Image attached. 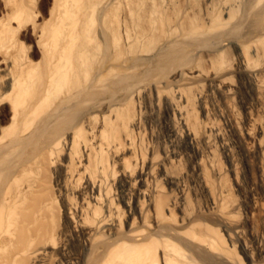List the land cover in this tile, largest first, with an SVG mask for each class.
I'll list each match as a JSON object with an SVG mask.
<instances>
[{"label": "bare ground", "instance_id": "6f19581e", "mask_svg": "<svg viewBox=\"0 0 264 264\" xmlns=\"http://www.w3.org/2000/svg\"><path fill=\"white\" fill-rule=\"evenodd\" d=\"M176 1L1 0L0 264H264V0Z\"/></svg>", "mask_w": 264, "mask_h": 264}, {"label": "rangeland", "instance_id": "374dc122", "mask_svg": "<svg viewBox=\"0 0 264 264\" xmlns=\"http://www.w3.org/2000/svg\"><path fill=\"white\" fill-rule=\"evenodd\" d=\"M38 1V4H39V2H40V4L39 5H41V6H39L40 8H42V9H40L41 11H42V14L41 15H43L42 17L40 16L39 18H37V22L39 23V22H41V19L43 20V18H47V13H48V6H50V3H51V0H37ZM175 2H177L176 0H174ZM181 2V0H178V2ZM240 2H242L243 0H239ZM204 2H205V0H193V8L195 9L194 11H195V13H197V17L198 18H202L203 17V14H204V10H203V5H204ZM44 4V5H43ZM46 4V5H45ZM2 5H3V3L1 4V0H0V10H1V8H2ZM42 5H43V7H42ZM47 8V9H46ZM240 12H242V7L240 6V7H238V14H240ZM176 13H178V9H177V7H173V9L171 10V9H169L166 13H165V16H168V17H170L171 19H173L174 18V14H176ZM174 15V16H173ZM171 16H173V17H171ZM39 20V21H38ZM236 31H237V29H236ZM235 30L232 32L233 33V36L235 37L236 35L237 36H239V35H241V34H243V30H240V31H237L236 32ZM235 32V33H234ZM235 34V35H234ZM239 34V35H238ZM29 40H30V42H29ZM28 41H25V42H28V43H32V38L31 39H29ZM226 59L228 60V61H232V62H230V63H233V62H235L236 61V59H234L235 58V54L233 53V51L232 50H226ZM231 58V59H230ZM195 104V103H194ZM196 111V110H195ZM240 214V216L238 215V218H240V220L242 219V217L244 218V215H243V213L242 212H240L239 213ZM255 225H254V229H253V234H256V236L259 234V231H261V229H262V225H261V223L260 222H258V221H256L255 220ZM260 223V224H259ZM255 230V231H254Z\"/></svg>", "mask_w": 264, "mask_h": 264}]
</instances>
